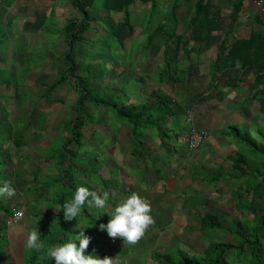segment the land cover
<instances>
[{
    "label": "rangeland",
    "instance_id": "1",
    "mask_svg": "<svg viewBox=\"0 0 264 264\" xmlns=\"http://www.w3.org/2000/svg\"><path fill=\"white\" fill-rule=\"evenodd\" d=\"M102 1L96 0L90 11L97 21L85 33L87 42L77 48L78 74L86 76L88 70L92 71L93 88L113 101H119L120 88L138 101L144 100L152 89L167 95L179 110L167 123L180 135L177 152L163 161L166 152L159 147L157 137L145 135V145L151 153L135 160L130 154L129 127L117 122L111 112L88 106L96 122L83 127L82 147L73 159L75 165H68L64 158L51 157L49 154L60 146L58 139L69 137L68 118L75 113L74 101L79 91L67 82L49 95L45 92L65 68L60 58L65 49L62 22L65 25V18L79 15L74 9H65V16H53L52 23L57 21L56 25L24 27L28 31L25 36L19 31L17 18L6 23L7 28L1 27L0 19L4 31L0 41V183L10 182L16 189L12 197L0 198V205L10 211L6 214L0 210V224L5 226L0 231L3 264H26L25 256L34 252L40 254L39 261L49 247L59 244L56 219L46 216L49 197L56 192L69 194L71 189L55 181H60L59 176H55L50 187L40 186L47 182V174L54 175L68 166L77 178L83 174L84 184L97 192L104 191L96 179L100 177L106 190L115 193L110 206L132 192L150 203L153 224L139 241L131 245L123 241L108 243V251L101 258L109 256L119 264H155L150 258L153 250L169 253L181 248L195 254L210 241L237 240L232 231L239 222L250 218L245 212L248 195L241 199L235 191L257 181L248 176L229 177L230 173H237L229 156L237 155L238 148L221 130L245 126L255 137L256 130L264 132V115L258 111L264 98V82L258 85L255 72L247 68L233 73L243 80L239 87L220 85L221 93L212 97L208 96V88L213 82L211 60L217 45L229 33L250 35L253 14H264V0L262 4L259 0H243L245 9L236 23L231 20L235 0H213L214 10L219 12L216 22L210 24L202 41L190 40L186 50L180 42L177 62L171 65L177 81L161 83L157 81L159 72L175 48L176 36L183 32L194 12V1L173 8L172 0H134L127 8L129 25L122 24L123 12L105 11ZM0 13L3 15L4 11ZM257 30L262 33L261 26ZM6 31L11 32L9 38ZM167 34H173L169 42ZM199 131L206 132V138L191 150L189 138ZM79 148L72 144L67 151ZM156 166L162 169L159 177ZM64 183L70 181L66 178ZM74 183L78 186L77 181ZM37 195H43L39 202ZM263 198L264 183L258 188L255 201ZM206 212L219 216V228H200V218ZM37 225L45 245L41 251L29 250L25 244L28 233Z\"/></svg>",
    "mask_w": 264,
    "mask_h": 264
},
{
    "label": "trees",
    "instance_id": "2",
    "mask_svg": "<svg viewBox=\"0 0 264 264\" xmlns=\"http://www.w3.org/2000/svg\"><path fill=\"white\" fill-rule=\"evenodd\" d=\"M71 1L81 14V17L69 19L63 26L65 49L61 52L60 58L65 68L59 74L58 79L47 86L45 94L49 95L50 92L67 82L73 83L79 94L74 102L75 113L68 118L69 137L58 139L61 142L59 148L53 150L49 155L59 160L62 158L66 159L67 164L72 167L75 165L74 162L76 161H73V159L75 160L82 147L83 127L96 122L93 112L88 109V106H90L95 109L111 112L117 122L129 127L131 135L130 154L134 156L135 160H140L151 153L150 149L146 148L144 137L145 135H155L158 139L159 147L166 152L162 159L166 162V157L170 158L172 154L177 152L176 145L179 143L180 138L176 130L167 127L168 121L179 112L176 104L159 89L150 90L144 100L138 101V98L137 100H133L134 98L129 96L127 91L120 88L121 97H119V101H113L104 97L100 91L93 88L91 83L92 71L88 70L86 76L79 75L80 63L76 60L77 48L81 49V43L87 42L85 33L91 31L93 23L97 21L90 13L95 0ZM192 1H194V12L188 19L183 32L176 36L177 42L175 48L171 49L168 53L167 61L157 77L158 83L167 80L172 82L177 81L172 76L171 72L173 68L171 65L177 62L176 53L178 45L181 42L183 48L186 50L190 40L202 41L203 35L208 33L210 24L216 22L219 12L214 10L213 0H176L173 8L179 7L182 2L191 3ZM133 2L134 0H104L103 8L108 12H123L122 24L129 25L130 18L127 8ZM242 2L243 0H236V3H233L232 23H235L240 16ZM173 14L175 15V12ZM259 26L262 27V33L255 31ZM252 27V32L248 37H239L229 33L217 45L213 59L211 60L213 82L208 88V96L212 97L221 93V86L228 88L239 87L243 80L233 75V73L244 71L247 68L255 72V82L258 85L264 82V14H261L260 11L255 13L254 25ZM231 29L233 30V28ZM158 31L160 33L164 32L161 29H158ZM172 38L173 34H167L166 40L168 42ZM90 47L88 46V49ZM189 61L187 65H190ZM258 111L261 115H264V98L260 100ZM255 132L256 137L245 126L229 129L224 127L221 130V134L229 137L230 141L238 148L237 155L229 156L231 167L237 173H230L229 177L248 176L257 181L254 185H249L248 187L242 186L240 190L236 189L235 191L241 199L245 197V194L248 195L249 200L245 202V212L250 215L249 219H246L244 223L239 222L237 227L232 231L237 240L210 241L204 250L195 254L184 251L181 248H177L169 253L153 250L150 253V258L155 264H264V198L258 203L255 201V198L258 196V188L264 183V132L261 130H256ZM260 139L261 141H259ZM72 144H76L80 148L73 152L67 151ZM181 149H186V147L181 146ZM74 167L78 168L77 166ZM79 170L82 169L80 168ZM155 172L157 176L162 175V169L158 166L155 167ZM82 175H80L81 178H77L69 170L68 166L66 169H59L54 175L49 173L45 176L47 182L42 183L41 188L50 187L56 178L55 176H59L60 181L57 178L55 181L63 186L69 185L68 187L71 189L69 194L56 192L55 195L49 197L50 210L46 216L56 219V229L60 234L57 242H66L82 229L86 235L92 237L86 251L95 252V254L102 257L108 251L109 242L123 241L119 237L113 239L108 236L106 231L99 229L98 226L101 222L107 223L110 218L109 215L102 214L91 226L82 225V228L77 226L79 222L88 224L91 219H94V207L86 206L83 210L82 221L76 219L65 220L63 216V203L72 198L78 186L85 185L81 180L84 178ZM66 178L70 181V184L64 183ZM96 179L101 181L104 190H106L107 186L104 184V181L98 176ZM74 181H77L78 186L75 185ZM38 194L40 193L38 192ZM42 197L43 195H37L36 201L39 202ZM56 206H59V208ZM258 209L261 210L259 214L257 212ZM0 210L6 214L10 213L8 209L1 205ZM220 226L221 220L216 214L206 212L200 218L201 229L208 227L219 228ZM4 230V224H0V231L3 232ZM2 239L3 234L0 233V250L3 246ZM44 253V258H41L39 261H37L39 253L34 252L29 254L27 255L28 258L25 256V263L45 264L51 258L47 256V250ZM0 264H3L1 255ZM52 264H54L53 261Z\"/></svg>",
    "mask_w": 264,
    "mask_h": 264
},
{
    "label": "clouds",
    "instance_id": "3",
    "mask_svg": "<svg viewBox=\"0 0 264 264\" xmlns=\"http://www.w3.org/2000/svg\"><path fill=\"white\" fill-rule=\"evenodd\" d=\"M15 192L16 189L10 182L0 183V198L12 197ZM114 197L115 193L107 190L97 192L86 185H80L72 198L62 205L64 219L82 221L86 206L94 207L99 210L95 213L94 219H91L88 224L81 223L82 225L91 226L102 214L107 213L110 218L107 223L101 222L99 229L106 231L113 239L119 237L123 242L135 244L153 224L150 203L144 197L132 192L114 206H110ZM91 239L92 237L86 235L81 229L66 242L49 247L47 256L54 264H119L112 257L101 258L95 252H87ZM25 244L29 250H40L45 247L38 225L28 233Z\"/></svg>",
    "mask_w": 264,
    "mask_h": 264
},
{
    "label": "crops",
    "instance_id": "4",
    "mask_svg": "<svg viewBox=\"0 0 264 264\" xmlns=\"http://www.w3.org/2000/svg\"><path fill=\"white\" fill-rule=\"evenodd\" d=\"M175 1L176 0H172V6ZM58 2H60L61 4L59 5ZM103 2L104 0L102 1V4H101L102 6H103ZM235 3H236V0H235ZM182 4L183 2L181 3V5ZM244 4H245V1L242 2L241 11L245 9ZM95 5H96V0L94 2L93 7H95ZM233 6L234 4H232V9H233ZM70 8L74 9L78 13L79 16L78 17L75 16V18H71V17L65 18V22L69 19H78L81 17V14H79V11L76 9V7H74L71 0H0V12L2 10L4 11L3 15H1L0 13V19H2L1 27L2 26L6 28L9 27L6 23L11 24L12 20L14 22V20L16 21V18H17L18 27L20 28L19 31L23 36H25L27 35L26 32L28 31L23 30L24 27H34L38 25H43L44 28H46L47 24L48 23L51 24L52 21L54 20L53 16L55 15L58 17L65 16L63 15V12L65 11V9L69 10ZM92 8L90 9V11L92 10ZM255 13L253 14V17L255 16ZM5 14H8V15L6 16ZM30 14H32V16H30ZM21 15H22V18L20 19ZM25 15L27 16V19L23 18ZM57 23L58 22L56 21L52 23V25L53 24L56 25ZM252 24L254 25V19L251 20L249 24L250 28ZM62 25L64 26L63 22H62ZM234 27H236V25ZM255 31L258 32V30H255ZM0 32H1V36H0V41H1L4 31L0 28ZM61 32L63 34V29H61ZM6 33L9 38L11 36V32L6 31ZM62 43L64 45V36H63ZM0 48L3 49V46L1 45Z\"/></svg>",
    "mask_w": 264,
    "mask_h": 264
},
{
    "label": "built area",
    "instance_id": "5",
    "mask_svg": "<svg viewBox=\"0 0 264 264\" xmlns=\"http://www.w3.org/2000/svg\"><path fill=\"white\" fill-rule=\"evenodd\" d=\"M258 3L262 4L263 0H259ZM206 134L207 133L204 131L192 133L190 138H189V143H188L189 149L193 150V149L197 148L200 145V143L206 138ZM15 214L19 215L20 213L17 212Z\"/></svg>",
    "mask_w": 264,
    "mask_h": 264
}]
</instances>
